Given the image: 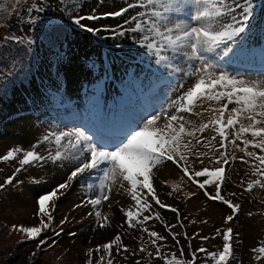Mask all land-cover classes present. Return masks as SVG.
<instances>
[{
    "label": "snow or ice",
    "instance_id": "1",
    "mask_svg": "<svg viewBox=\"0 0 264 264\" xmlns=\"http://www.w3.org/2000/svg\"><path fill=\"white\" fill-rule=\"evenodd\" d=\"M61 3L71 26L91 34L88 40L97 38L104 45L108 36L113 41L130 37L137 46L133 52L124 51L126 41L107 47L110 54L113 48L121 49L125 58L137 63L143 74L138 81L142 85L139 93L143 104L132 113L117 114L111 109L106 112L100 94H96L91 118L85 116L71 126L49 125L35 143L28 147L12 146L0 155V164L13 167L0 183V191L7 192L9 186L21 192L26 184L41 186L36 193L34 212L38 223L13 224L9 236L17 234V245L33 242L35 248L30 252L28 264H42L35 258L53 247L62 234L77 236L75 231L65 232L66 225L83 224L91 217L97 228H113L114 235L107 242L87 248L86 264H92L93 253L99 254L101 250L104 255H99L96 264H113V251L116 256L123 254L124 260L138 253L152 258L153 251L146 244L164 264H198V261L234 264L236 249L243 246V240L230 222L239 219L245 192L252 193L254 188L264 190V9L257 16L254 0H124L118 10L91 9L82 14L77 12L78 3L69 4L68 0ZM51 9L49 0H0L3 32L0 61L5 62V67L0 68V80L13 78L10 83L14 85V78L23 77L22 86L27 80L35 87L32 68L33 62L39 63L38 41L46 39L55 48L57 43L62 46L60 35L67 38V28L53 27ZM14 17L18 31L11 23ZM109 17H119L123 22L117 21L115 26L99 23ZM256 44L260 45V68L240 71L249 62ZM88 59L90 62L82 67L74 59L66 61L57 52L55 60L44 66L50 81L53 68L57 80L62 76L73 81L78 77L91 80L96 61ZM100 83L98 78L94 93H99ZM8 88V83L0 86L4 97ZM39 95L36 89V96ZM35 100L36 97L33 103ZM237 160L246 166L245 176L250 178L247 181L242 178L236 185L243 191L229 192L226 197L222 194L227 181L226 166ZM169 162L180 175L177 179L160 181L170 188L166 196L187 200L202 192L207 201H218L230 210L223 219L227 227H216L212 236L174 231L177 224L186 228L180 219L182 213L178 207L161 200L153 186L156 173L168 167ZM197 164L201 166L199 169ZM46 166L59 171L60 178L53 174L51 183L45 179L46 174L29 176L27 180L20 178L30 168L43 171ZM0 172L4 168L0 167ZM45 184L48 186L43 187ZM74 184L80 185L82 198L57 221L58 202ZM191 185L196 186L195 191L188 190ZM114 190L117 195L123 191L133 202L118 209L122 214L120 220H116L110 200ZM105 202L107 212L103 210ZM80 209L86 212L77 219L72 213ZM159 209L173 213L177 224L166 222ZM247 215L253 213L249 211ZM153 219L163 224L173 247L179 249V258L176 252L169 258L162 251L167 247L168 236L150 230L148 222ZM199 223L206 225L208 220L200 219ZM118 230L124 233L138 230L141 233L138 250L126 245ZM180 237L189 247L190 259L184 258ZM197 237L202 242L220 237L222 244L209 250L202 243L192 250L191 241ZM250 251L255 264H264V239ZM134 264L141 261L135 259Z\"/></svg>",
    "mask_w": 264,
    "mask_h": 264
},
{
    "label": "rangeland",
    "instance_id": "2",
    "mask_svg": "<svg viewBox=\"0 0 264 264\" xmlns=\"http://www.w3.org/2000/svg\"><path fill=\"white\" fill-rule=\"evenodd\" d=\"M79 1L87 4L86 12H89L91 9H95L100 12H104L105 10H118L120 6L124 5V0H68V3L72 4ZM49 2L52 5V9L50 10L51 19L55 21L53 27L55 28L60 25L61 27L66 28V25L60 23L59 21H65L67 24L72 25V21L67 19V14H64V12L59 9L62 4L61 0H49ZM254 2H256V0H254ZM106 3L107 6L105 7V10L101 11L103 6H105L104 4ZM57 5H59V7H57ZM131 11L132 10H130V12ZM118 21L120 22L119 19ZM116 22L117 20L108 23L115 26ZM11 23L13 24V29L18 31L15 17ZM103 23H105V21H103ZM85 34L87 36H91V34ZM85 34H78V40L75 41L74 44L81 45L84 48V45L87 41V36ZM2 35L3 32L0 31V36ZM60 41H62V46L60 43H57L55 48H53L46 39L38 41L36 45V52L38 53V56H44V59L40 60L42 64L39 66L43 67L49 61H54L55 54L57 52L63 54V49L69 53V45L70 43H73L72 40L68 39L66 41L65 36L60 35ZM107 41L108 40H106V42ZM125 41L126 44H133L130 37H125L124 40L114 41L112 45H114L116 42L125 43ZM257 46L260 45L256 44L254 48ZM100 47L102 48L103 53L106 49H108L107 45L105 44H100ZM115 50L116 48L112 49L111 55L117 56ZM94 51L95 48H93L92 52H88V50L84 51L83 49H75L72 52L74 53L73 56L71 54L65 56L66 61L69 59H74L79 64H81L82 67H86L90 62L88 59L89 57L96 61V69L91 72V80L84 77H78L75 81H73L63 76L60 79L64 80L65 84L67 85V92L68 94H71L70 96L72 101L75 99L74 108L71 107L69 109H57L53 107L51 108V106L47 105L29 110L26 107L28 99H31L30 104L34 105V97H36V100L38 98L50 99L52 98V95L45 94L39 95L37 97V86H30L27 80L23 81L22 86L21 81L23 80V77L14 78V85L10 83V80L13 78L0 80V86H2L4 83L9 84L8 94L6 97H4L3 92L0 91V155L5 154L8 148L12 146L22 145L24 147H28L31 143H35L36 139L43 134L44 130L48 128L49 125L59 124L60 127H64L65 125L71 126L73 123L79 122V120L82 119L85 107L91 110V112L87 115L89 118H91L93 115V97L96 94H100V96L105 99L104 104H108L110 101L111 103L119 104L121 112L132 113L140 110L143 101L140 99L139 87L142 85H139L138 81L143 78V75H141L139 72L137 64L130 63L126 58H118L114 61L111 69L106 70L109 74L116 78V80L124 84H121L122 86H120V84L110 83L108 90L99 89V93L93 92V87L96 84L97 79H101L103 75L104 64L101 50L99 49V53ZM117 53L123 54V52ZM250 59L251 63L255 62L258 64H256L257 67L255 66V68L250 70L240 68V71H252L253 69L260 68L261 55H255L250 57ZM4 67L5 62L0 61V68ZM53 69L55 70V68ZM31 78L32 77H30V79ZM130 78H132V81H130ZM32 91L34 92V96H31ZM39 92H41L40 89ZM59 98H61V96H59ZM18 108L33 111L35 113L28 112L26 114L18 115L16 114V109ZM14 163L15 162H13V164ZM205 164H208L207 160L205 161ZM209 166L212 167V165ZM0 167L4 168V172H0V183H2L7 175L11 174L13 167L12 165L4 164H0ZM200 167L201 166L197 164V168L199 169ZM226 167L228 169L227 181L223 186L222 194L226 195L227 197L229 192L236 191L239 194L241 191H243L242 189L236 187V185L239 184L242 178L247 181L250 177L245 176L246 166L243 165L239 160H237L234 165L230 164ZM39 174H46L45 179L49 183L52 182L53 174H55L57 179L60 178L61 175V173L56 169L46 166L43 171L30 168L28 172L21 173L20 178L27 180L29 176H38ZM179 175V171L172 167L171 162H169L168 167L156 173L153 186L156 188L161 200L178 207L183 216L187 215L188 219H186L185 222L187 223L186 225H188V230H186V228L182 229L179 224H177L174 214L167 209H159L162 218L169 224H177V227L174 229V231H187L190 236L197 232L200 233V235L212 236L214 235V230L216 227H227L228 225H224L223 219L228 214H230V210L227 208V206L222 205L218 201H207V198L203 196L202 192H197L195 197L188 198L187 201L166 196V192L170 191V188L168 187L167 183L161 184L160 181L177 179ZM47 186L48 184L43 185V187ZM40 189L41 186H29L26 184L22 192L20 190H13L11 186H9L7 192L0 191V264H28V257L30 252L34 250L35 244L33 242H27L22 245H17L15 243V241L18 239L17 234L13 233L11 236H9V231L11 225L13 224H24L29 226L38 223V220L34 216V212L36 210V193L39 192ZM188 190L195 191L196 186L191 185L188 187ZM81 198L82 194L80 191V185L74 184L73 189L67 194V196L62 197L58 202L59 207L56 213L57 221L61 215L69 212L72 205L75 202H78ZM110 200L113 202V211L116 220H120L122 217V214L119 213L118 209L121 206L127 208L133 203L130 197L123 191L117 195L114 190ZM116 200L120 201L119 205L115 204ZM240 202L242 203V212L239 216V219H234V221L230 222V225L234 228V232H239L241 239L243 240V246L236 249L237 259L235 260L234 264H255V261L252 259V253L250 249L254 246H257L258 242L264 239V190L254 188L252 193L245 192L241 197ZM154 207L158 209V206ZM103 210L105 212L109 211L107 208V202H105V207ZM249 211L253 213L252 216L247 215ZM84 212H86V209H80L77 210L76 213H72V215H76L77 219H79L80 215ZM200 219L208 220V224H200ZM192 220H196L197 223H191ZM152 221L153 222L148 225L150 230L153 229L162 235L168 236L166 241L167 247L162 251L167 252L169 254V258L171 257L172 252H176L177 257L179 258V249L178 247H173L174 242L167 230L164 228L163 224H161L159 221H156L155 219ZM69 231H75L77 236L73 238L71 236L62 234V236L58 238V242L55 243L53 247L48 248L43 254H38V257L35 259L42 262V264H86L88 260V256L86 255L87 248H94L99 243L107 242V240L114 235L113 228H97L93 222V218L91 217L87 218L83 224L73 222L70 225H66L65 232ZM118 231L122 232V239L126 245L138 250L140 246L139 237L141 235L138 230H131L127 233H124L123 230ZM44 235H47V233ZM144 239L145 241L148 240L147 234H144ZM89 241H91L90 244ZM180 241L184 248V258L190 259V250L187 243L183 237H180ZM191 243L192 250H195L202 243L203 246L209 248V250H215L217 246L222 244V240L220 237H216L215 239H210L207 242H202L197 237L193 239ZM146 247H148L150 251H153L152 258H148L146 254L138 253L136 257H129L128 260H124L123 254L121 256H116L115 251H113V256L115 257L113 264H134L135 259H139L141 264H164L161 259L155 256V250L152 249L150 245L146 244ZM99 255H104L103 250H101L99 254L95 252L93 253L92 264H96ZM198 255L202 256L203 254Z\"/></svg>",
    "mask_w": 264,
    "mask_h": 264
},
{
    "label": "trees",
    "instance_id": "3",
    "mask_svg": "<svg viewBox=\"0 0 264 264\" xmlns=\"http://www.w3.org/2000/svg\"><path fill=\"white\" fill-rule=\"evenodd\" d=\"M76 1V0H75ZM98 1H100V0H98ZM76 3H78L79 4V7H78V9H77V12L78 13H82V14H88V12H86V10H87V4H85V3H83L82 1H79V2H76ZM105 6H103V9L101 10V11H104L105 10V7L107 6V3L106 4H104ZM63 8V5L61 4V6H60V10ZM262 9H264V0H261V2L258 4V5H256V13H258V14H260V12H261V10ZM106 11V10H105ZM98 12H100V11H98ZM64 14H66V13H64ZM67 19L69 20V18H68V16H67ZM103 21H105V24H109L108 22H106V19H104V20H102L101 22H99V23H103ZM60 23H62V24H65L66 25V28H67V33H66V41L68 40V39H70V40H72V44L70 43V45H69V48H70V51H69V53L68 52H66L64 49H63V54H64V57L66 56V55H68V54H71L72 56L74 55V53H72L73 52V50H75V49H87V50H93V48H96V49H100V44L98 43V40H97V38H93V39H91V40H89L88 41V39H86L87 41H86V48H83L81 45H75L74 44V42L75 41H77L78 40V38H77V33L78 34H85L84 33V31H82V30H80L79 28H73L72 26H71V24H67V22H65V21H59ZM94 21H89L88 23L89 24H96V23H98V22H96V23H93ZM57 27H61L60 25H58ZM86 35V34H85ZM87 36V35H86ZM90 35H88L87 37H89ZM86 37V38H87ZM93 47V48H92ZM57 49V48H56ZM38 58H39V63H35V62H33V73L34 74H36V72H38L39 70L40 71H43L46 67H41V66H39L40 64H42L41 63V59H44V56L43 55H41V56H38ZM42 76V75H41ZM41 76L39 77V79L41 80ZM35 83H37V80L35 79ZM28 87H30V86H28ZM21 89H23V88H21ZM21 89H20V91H21ZM227 169H226V173H227ZM188 200V199H187ZM186 200V201H187ZM185 207H186V204H185ZM185 211H186V208H185ZM185 217H187V215H185V216H181V220H183L184 222H185ZM187 219H188V217H187ZM151 222H153L152 220L151 221H149L148 222V225H150V223ZM183 222V223H184ZM185 225L187 224L186 222L184 223ZM187 227H188V225H186V230H188L187 229ZM151 230H153V229H151ZM192 244V243H191ZM240 262H241V260H240Z\"/></svg>",
    "mask_w": 264,
    "mask_h": 264
},
{
    "label": "bare ground",
    "instance_id": "4",
    "mask_svg": "<svg viewBox=\"0 0 264 264\" xmlns=\"http://www.w3.org/2000/svg\"><path fill=\"white\" fill-rule=\"evenodd\" d=\"M28 111V110H27ZM26 114V113H25Z\"/></svg>",
    "mask_w": 264,
    "mask_h": 264
}]
</instances>
